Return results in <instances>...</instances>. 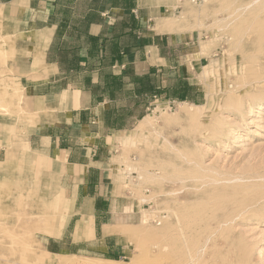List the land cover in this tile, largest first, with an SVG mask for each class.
<instances>
[{"label": "rangeland", "instance_id": "obj_1", "mask_svg": "<svg viewBox=\"0 0 264 264\" xmlns=\"http://www.w3.org/2000/svg\"><path fill=\"white\" fill-rule=\"evenodd\" d=\"M180 1L167 16L187 31L195 61L207 57L194 65L198 98L160 104L118 138L139 212L105 229L103 255L71 246L80 215L39 141L47 114L14 68L38 28L0 10V264H264V0ZM58 99L49 114H64ZM180 104L196 118L179 116Z\"/></svg>", "mask_w": 264, "mask_h": 264}, {"label": "crops", "instance_id": "obj_2", "mask_svg": "<svg viewBox=\"0 0 264 264\" xmlns=\"http://www.w3.org/2000/svg\"><path fill=\"white\" fill-rule=\"evenodd\" d=\"M181 7L180 0H0L3 15L30 16L39 31L14 68L26 97L47 114L39 141L49 143L72 214L80 215L71 233L77 253L103 255L111 248L105 229L137 219L115 155L118 138L160 104L198 98L194 65L207 57L195 61L187 31L167 16ZM56 97L64 114L47 112ZM81 221L92 234L75 239Z\"/></svg>", "mask_w": 264, "mask_h": 264}, {"label": "bare ground", "instance_id": "obj_3", "mask_svg": "<svg viewBox=\"0 0 264 264\" xmlns=\"http://www.w3.org/2000/svg\"><path fill=\"white\" fill-rule=\"evenodd\" d=\"M188 104H190V103H188ZM183 105H185V104H183ZM183 105H181L180 104V106H181V108H180V110H179V116H181V117H183V118H185V119H187V118H189V117H192V114L189 112V110H187ZM191 106V105H190ZM193 106H196V105H194L193 104ZM203 107V106H202ZM253 111V110H252ZM177 112V111H176ZM193 112V111H192ZM196 113V112H195ZM253 113V112H252ZM200 117V116H199ZM167 118V117H166ZM192 118H196V116H194V117H192ZM168 120V119H167ZM193 120V119H192ZM207 133V132H206ZM229 135V134H228ZM49 144V143H48ZM48 144H44L43 145V148H42V150H46L47 149V147H48ZM25 158V157H24ZM60 200H61V197H59V196H57V197H55L54 198V201L53 202H55V203H60ZM166 214V213H165ZM239 215H241L240 213L237 215V216H235V217H233V218H231V219H229V220H227L224 224H230V223H233V222H236V219L238 218V216ZM70 216H71V214H67L66 215V217L64 218V219H60V227H59V229L57 230L58 232H61L62 231V229L63 228H65L64 226L67 224V222L69 221V219H70ZM145 217V216H144ZM143 217V218H144ZM177 217V216H176ZM143 220V219H142ZM146 220V219H145ZM54 221V220H53ZM179 222V221H178ZM85 223L83 222V221H81L80 223H79V225H78V228H77V231H76V233H75V239H78V238H80V236L81 235H83L82 234V232L84 231V232H88V234L87 235H91L92 233L90 232V229H91V227L88 225V224H85ZM237 225V224H236ZM48 230V229H47ZM49 234H51V232H48ZM53 234V233H52ZM110 234V233H109ZM107 235V234H106ZM203 248V247H202ZM201 248V250H203ZM25 254V253H24ZM71 264H72V262H71Z\"/></svg>", "mask_w": 264, "mask_h": 264}]
</instances>
